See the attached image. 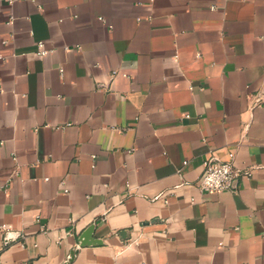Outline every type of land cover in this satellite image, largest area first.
Listing matches in <instances>:
<instances>
[{
  "label": "crops",
  "instance_id": "1",
  "mask_svg": "<svg viewBox=\"0 0 264 264\" xmlns=\"http://www.w3.org/2000/svg\"><path fill=\"white\" fill-rule=\"evenodd\" d=\"M260 95L264 0H0V264H264Z\"/></svg>",
  "mask_w": 264,
  "mask_h": 264
},
{
  "label": "built area",
  "instance_id": "2",
  "mask_svg": "<svg viewBox=\"0 0 264 264\" xmlns=\"http://www.w3.org/2000/svg\"><path fill=\"white\" fill-rule=\"evenodd\" d=\"M12 1V0H11ZM52 52L44 41L37 43L36 54L39 57H44ZM264 102V95H260L256 104ZM234 153L230 154V160L221 162L214 159H207L204 161V173L200 179L199 186L204 192H221L224 190H233L234 182L242 175V171L236 168L234 164ZM6 225L2 229L6 230Z\"/></svg>",
  "mask_w": 264,
  "mask_h": 264
},
{
  "label": "water",
  "instance_id": "3",
  "mask_svg": "<svg viewBox=\"0 0 264 264\" xmlns=\"http://www.w3.org/2000/svg\"><path fill=\"white\" fill-rule=\"evenodd\" d=\"M235 182H236V180H235ZM94 230H95V225H91L90 227H88L80 235V237H79V246L80 247L102 244V240L97 239V238H95L93 236L94 235ZM123 232H125V231H123ZM10 238L11 237L9 235H6V243H9L11 241ZM77 252H78V249L77 248H74L71 251V253H70L69 258L67 259V261L64 262L63 264H70L71 262H73V260L75 259V256L77 255Z\"/></svg>",
  "mask_w": 264,
  "mask_h": 264
}]
</instances>
